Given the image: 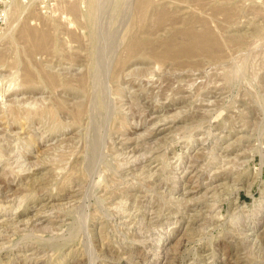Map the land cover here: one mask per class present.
<instances>
[{
    "label": "rangeland",
    "instance_id": "obj_1",
    "mask_svg": "<svg viewBox=\"0 0 264 264\" xmlns=\"http://www.w3.org/2000/svg\"><path fill=\"white\" fill-rule=\"evenodd\" d=\"M1 12L0 264H264V0Z\"/></svg>",
    "mask_w": 264,
    "mask_h": 264
},
{
    "label": "bare ground",
    "instance_id": "obj_2",
    "mask_svg": "<svg viewBox=\"0 0 264 264\" xmlns=\"http://www.w3.org/2000/svg\"><path fill=\"white\" fill-rule=\"evenodd\" d=\"M92 6H94V5H92ZM91 9L92 8H90V10H89V12H88V17L87 18H89V19H91L92 20V18H90V16H92L91 14H93V13H91ZM93 9H95L94 7H93ZM92 9V10H93ZM94 13H95V10H94ZM94 18V17H93ZM96 19V18H95ZM91 20H90V23H92L91 22ZM94 20V19H93ZM88 21V20H87ZM95 21V20H94ZM89 24V23H88ZM90 25V24H89ZM92 25V24H91ZM91 25L89 26V27H91ZM93 25H95V24H93ZM94 27V26H93ZM92 28V27H91ZM90 29V28H89ZM91 30V29H90ZM93 30H95V28L93 29ZM92 31V30H91ZM152 42V43H151ZM151 42H148V41H136V42H134L132 45H131V47H130V49L128 50V53H127V55L129 56H131V55H134V54H138V53H142V51L145 49V47H147L149 44H151L152 46H153V41L151 40ZM132 43V42H131ZM150 46V45H149ZM148 46V47H149ZM152 46H151V48H152ZM156 46V45H155ZM170 47H172V45H169ZM168 46V47H169ZM150 48V49H151ZM154 48V47H153ZM157 48V47H156ZM202 48H200L199 50L200 51H202L201 50ZM147 50V49H146ZM152 50H154L153 51V53L154 54H156L157 55V50L156 49H152ZM168 50V49H167ZM144 52V51H143ZM127 56V57H128ZM158 56V55H157ZM94 77V76H93ZM92 82V81H91ZM103 104V103H102ZM97 114V113H96ZM97 119V118H96ZM103 119V118H102ZM98 121V120H97ZM93 132H95V131H93ZM94 134V133H93ZM44 136V135H43ZM92 146V145H91ZM95 146V145H94ZM93 150V149H92ZM90 151H91V149H90Z\"/></svg>",
    "mask_w": 264,
    "mask_h": 264
},
{
    "label": "built area",
    "instance_id": "obj_3",
    "mask_svg": "<svg viewBox=\"0 0 264 264\" xmlns=\"http://www.w3.org/2000/svg\"><path fill=\"white\" fill-rule=\"evenodd\" d=\"M45 7H47V5H44ZM5 18V13H0V20L2 21Z\"/></svg>",
    "mask_w": 264,
    "mask_h": 264
}]
</instances>
